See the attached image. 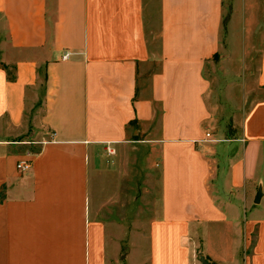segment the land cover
<instances>
[{"label":"crops","instance_id":"crops-1","mask_svg":"<svg viewBox=\"0 0 264 264\" xmlns=\"http://www.w3.org/2000/svg\"><path fill=\"white\" fill-rule=\"evenodd\" d=\"M263 16L0 0V264H264ZM219 117L236 132L215 138Z\"/></svg>","mask_w":264,"mask_h":264},{"label":"rangeland","instance_id":"rangeland-1","mask_svg":"<svg viewBox=\"0 0 264 264\" xmlns=\"http://www.w3.org/2000/svg\"><path fill=\"white\" fill-rule=\"evenodd\" d=\"M150 12H151V8L147 4L146 16L148 18L147 25H148V28L149 29L152 28V23H150L151 22L150 21ZM260 20H261V27L262 26L264 27V16ZM238 27H239V30L241 29V32H242L243 31V27H241L240 22L238 24ZM240 54H241V51H240ZM237 57H235V58H237ZM238 58L240 59V55H239ZM243 74L244 73L242 71H240L239 76H241ZM9 75H12V72H9ZM216 91H218V88H216ZM232 94H233L232 95L233 102L234 103H241L242 104V102H243V100L245 98L244 88L241 87V88H238V89H235V90L233 89ZM224 122H226V121L221 120V118L219 117V118H217V124H219V125L208 130L217 139H220V138H223L224 137V127H225V124H227L228 132L230 134H234L236 132L237 128H238V125L235 122H233V121L226 122L225 124H224ZM26 131H27V129H25V133L26 134H24L23 136H21V138L23 140H29L30 139L29 134ZM19 150L20 151L23 150V152L25 153L27 150H30L31 151L32 149L30 148V146H22L21 148H19ZM144 178H145V175L143 174L142 170L141 169H137V172H136V180H137V183H136L137 184V187H136L137 188V190H136L137 206H138V202H139L138 201V199H139V191L142 190V187H143L142 186V181L144 180Z\"/></svg>","mask_w":264,"mask_h":264},{"label":"built area","instance_id":"built-area-1","mask_svg":"<svg viewBox=\"0 0 264 264\" xmlns=\"http://www.w3.org/2000/svg\"><path fill=\"white\" fill-rule=\"evenodd\" d=\"M69 58L68 54H65L63 57V60H67ZM207 138H210L211 135L207 134L206 135ZM32 168V155L30 153L27 154L26 158L21 160L18 164H17V169L20 172L26 173L29 172Z\"/></svg>","mask_w":264,"mask_h":264},{"label":"water","instance_id":"water-1","mask_svg":"<svg viewBox=\"0 0 264 264\" xmlns=\"http://www.w3.org/2000/svg\"><path fill=\"white\" fill-rule=\"evenodd\" d=\"M263 196V193H262V188L261 186L259 187V190H258V193L256 195V198H255V204H259L260 202V199L261 197ZM200 263L201 264H211L209 263L204 257L200 256Z\"/></svg>","mask_w":264,"mask_h":264}]
</instances>
